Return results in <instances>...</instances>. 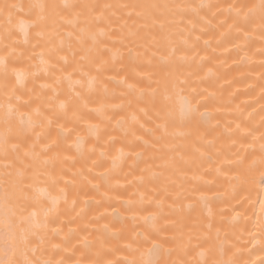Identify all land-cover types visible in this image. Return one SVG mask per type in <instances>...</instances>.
<instances>
[{
    "label": "bare ground",
    "instance_id": "6f19581e",
    "mask_svg": "<svg viewBox=\"0 0 264 264\" xmlns=\"http://www.w3.org/2000/svg\"><path fill=\"white\" fill-rule=\"evenodd\" d=\"M259 5L0 0V264H264Z\"/></svg>",
    "mask_w": 264,
    "mask_h": 264
},
{
    "label": "snow or ice",
    "instance_id": "6c2138e0",
    "mask_svg": "<svg viewBox=\"0 0 264 264\" xmlns=\"http://www.w3.org/2000/svg\"><path fill=\"white\" fill-rule=\"evenodd\" d=\"M11 7H15V5H12ZM29 7L39 8L41 12H43L45 6L40 4H33ZM259 8L260 21L261 24L264 25V0H260ZM39 18L43 19V16L41 15ZM245 19L251 20L252 16L250 14H246ZM184 83L185 82L176 79L171 84L166 85L163 92H161L159 97L154 100V106L158 107L157 115L162 120V124L158 125V127H163L165 131H167L169 127L173 129H179L180 127H183L185 124L190 123L196 117L197 113H199V106L193 102V98L191 96L185 97L184 99L186 100V103L181 109L179 122L177 121L174 108L171 106V100L173 95L183 91ZM9 108L10 111L8 115L11 116V105H9ZM20 115L21 117H23L25 114L20 113ZM199 115L202 117L204 114L199 113ZM28 122L29 124L31 123L30 117ZM21 123H24L23 119L21 120ZM262 207H264V205H262ZM33 215H35V213H33ZM148 251L152 257L159 258L162 254V246L153 243V246ZM131 264H138V262L134 260L131 262ZM144 264H160V261L159 259H154L151 262H144Z\"/></svg>",
    "mask_w": 264,
    "mask_h": 264
}]
</instances>
